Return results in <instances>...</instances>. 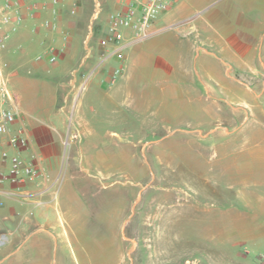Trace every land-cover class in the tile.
<instances>
[{"label": "rangeland", "instance_id": "1", "mask_svg": "<svg viewBox=\"0 0 264 264\" xmlns=\"http://www.w3.org/2000/svg\"><path fill=\"white\" fill-rule=\"evenodd\" d=\"M90 1L73 14L79 18L73 57L50 73L61 119L42 121L59 151L45 163L82 216L77 234L59 241L58 264H87L86 245L95 253L94 264H116L121 257L120 264H264V155L238 157L234 172L226 173L215 147L227 138L264 140V41L245 103L238 100L246 91L235 83L184 74L165 80L151 61L128 66L123 54L135 45L94 68L98 56L79 67L89 50L101 56L110 46L98 42L109 14L101 0ZM194 5L209 19L202 34L225 44L232 38L214 29L235 26L238 12L248 11V4L236 0ZM251 12H264V0H255ZM170 33L138 43L165 44ZM207 67L218 70L212 63ZM200 105L208 109L207 125L199 123ZM233 107L241 114L250 109L244 125V115L235 125L220 121ZM234 126L241 130L231 132Z\"/></svg>", "mask_w": 264, "mask_h": 264}, {"label": "crops", "instance_id": "2", "mask_svg": "<svg viewBox=\"0 0 264 264\" xmlns=\"http://www.w3.org/2000/svg\"><path fill=\"white\" fill-rule=\"evenodd\" d=\"M21 1L25 3L38 1L41 9L34 16L27 15L18 30L7 38L6 46L0 49V62L8 78V84L15 94L16 103L22 110L17 114L13 127L23 125L29 130V147L22 149L20 153L25 157L37 156L41 162L42 172L34 180L20 184L22 190L29 195L26 198L1 196L4 204L0 205V264H58L59 241L62 243L65 236L70 238L72 232L74 235L77 234L75 226L81 215L72 206L68 190L58 186V174L51 171L45 163L49 156L59 151L50 127L43 122L46 118L51 123L61 119L62 109L56 107V87L50 73L52 71L54 74L58 73L63 64L73 57L72 36L79 30V18L70 14L71 4H77L79 13L88 9L91 1L61 0L56 29H47L41 25L43 19L52 17L49 9L50 0ZM124 1L101 0V3L108 15ZM198 1L201 0H177L157 19L155 23L157 31L150 37L170 29L172 39L169 42L160 45L138 43L150 37L133 42L120 50L121 52L135 45L123 54V60L133 68L145 61H151L157 68H162L161 71L164 73L162 78L165 80H171L177 74H184L191 79L208 77L218 82L241 85L246 95L238 102H248L251 90L246 84L255 80L253 74L258 66V46L264 41V12H251L255 8V0H236L239 4H248V11L238 12L235 26L214 29L217 35L232 38V42L225 44L214 38L213 34L208 33L207 36L202 34L203 30L207 29L206 23L209 19L200 15L201 9L194 5ZM130 36L131 32L126 30V38ZM109 47L107 54L101 56L97 49L92 48L85 56L90 59L87 61L82 57L78 66L88 67L98 56V60L92 66L94 68L107 55L118 54L112 53L114 48L112 45ZM42 52L55 54L56 62L50 64L46 56L37 59V55ZM209 63L217 66L218 70L216 72L209 70L207 67ZM192 66L195 68L193 71ZM233 71H237L238 75L234 77L231 74ZM114 82L115 80L111 82L110 79L109 83ZM3 104L5 102L0 96V106ZM244 110L246 113L241 114L240 109L233 107L226 118L223 115L220 117V121L235 125L237 116L244 115L241 122L244 125L251 116L250 109ZM200 111L199 123L207 125L206 105L203 108L200 105ZM239 126H234L231 132L241 130L237 129ZM215 143L216 155L221 157L222 168L226 173L234 172L238 157L264 155V140L227 138ZM5 147L10 155L17 152L10 146L0 143V170L4 171L8 169L10 163V158L4 160L2 157V149ZM15 186L13 183L3 185L5 188ZM83 255L87 264H94L95 253L92 246L86 245ZM121 260L122 257L116 264H120Z\"/></svg>", "mask_w": 264, "mask_h": 264}, {"label": "built area", "instance_id": "3", "mask_svg": "<svg viewBox=\"0 0 264 264\" xmlns=\"http://www.w3.org/2000/svg\"><path fill=\"white\" fill-rule=\"evenodd\" d=\"M177 0H125L122 5L111 12L108 16L106 34L99 38L98 42L103 45H112V53L120 50L133 42L144 40L154 34L157 29V19L166 12ZM61 0H50V11L52 17L42 20L41 25L47 29L57 28L58 8ZM41 9L38 1L30 3L21 0H2L0 3V49L6 46L7 38L18 30L24 22L25 17L34 16ZM70 14H76L77 5L70 7ZM98 14V11H95ZM126 30L131 32L130 38H126ZM91 34L88 35V38ZM47 57L50 64L56 62L57 56L50 52H42L37 59ZM122 68H117L112 73V81L116 80ZM0 62V96L5 104L0 106V143L8 145L17 152L10 155L5 147L2 149L4 160L10 158L9 167L6 171L0 170V205L4 204L1 196L21 197L29 196L22 190L20 184L34 180L42 172L40 159L31 155L23 156L20 151L26 149L30 144L29 130L20 125L14 128L17 114L21 108L16 103L15 94L10 88ZM5 183L16 184L15 187L5 188Z\"/></svg>", "mask_w": 264, "mask_h": 264}]
</instances>
